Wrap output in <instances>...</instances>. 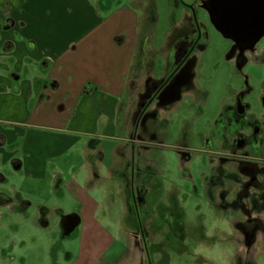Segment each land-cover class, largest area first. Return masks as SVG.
<instances>
[{"label":"rangeland","instance_id":"1","mask_svg":"<svg viewBox=\"0 0 264 264\" xmlns=\"http://www.w3.org/2000/svg\"><path fill=\"white\" fill-rule=\"evenodd\" d=\"M218 2L141 3L148 16L131 88L132 130L115 142L108 173L86 183L116 240L100 264H264V32L232 37ZM191 46L202 49L135 123ZM58 197L64 214L52 212L46 230L13 234L0 225V264H67L61 251L77 254L79 230L60 232L77 205L66 193L50 201ZM100 251L93 247L87 260Z\"/></svg>","mask_w":264,"mask_h":264},{"label":"crops","instance_id":"2","mask_svg":"<svg viewBox=\"0 0 264 264\" xmlns=\"http://www.w3.org/2000/svg\"><path fill=\"white\" fill-rule=\"evenodd\" d=\"M142 1L0 0V225L46 230L65 208L50 200L66 193L77 211L61 236L80 240L75 256L61 251L67 264H100L115 245L86 183L108 173L132 130Z\"/></svg>","mask_w":264,"mask_h":264},{"label":"water","instance_id":"3","mask_svg":"<svg viewBox=\"0 0 264 264\" xmlns=\"http://www.w3.org/2000/svg\"><path fill=\"white\" fill-rule=\"evenodd\" d=\"M223 29L232 37L257 38L264 32V0H227L218 12Z\"/></svg>","mask_w":264,"mask_h":264},{"label":"flooded vegetation","instance_id":"4","mask_svg":"<svg viewBox=\"0 0 264 264\" xmlns=\"http://www.w3.org/2000/svg\"><path fill=\"white\" fill-rule=\"evenodd\" d=\"M200 1H201V3L203 4V5H202L203 7H208V2H209L210 0H200ZM226 1H227V0H219V2L217 3L218 7H219V8L224 7V5H226ZM185 8H188V9L191 11V13H192L193 20H194V22H195V24H196V26H197V32H198V38H199L200 33H201V32H200V31H201V30H200L201 28L199 29V27H198V25H197L195 12H194L193 8H192L191 6H189V5L185 6ZM208 16H209V15H208ZM248 35H249V36H247V37L252 38V31H250V32L248 33ZM197 49H202V48H199V47L196 48L195 46H191V47H189V48L187 49V52L185 53V56H184L180 61H178V63H177V67H175V68L173 69V71L170 73L169 78L166 79L161 85H159V87H157V89H156L155 91H153V95H152V97L148 100V102H147V104L145 105V107L142 108V109L140 110V112H139V116H138V118H137V120H136L135 123H138V121L140 120V118H141V116L143 115V113L145 112V110L149 107L150 104H152V103L154 102L155 97L158 96L159 93H161V92L163 91V89L165 88V86H166L167 83L169 82L171 76L176 72V70H178V68H180V66L182 65V63H183V62H184V61H185V60H186V59H187L192 53L198 51ZM197 53H199V52H197ZM133 138H135V137H133ZM132 147H133V146H132Z\"/></svg>","mask_w":264,"mask_h":264}]
</instances>
